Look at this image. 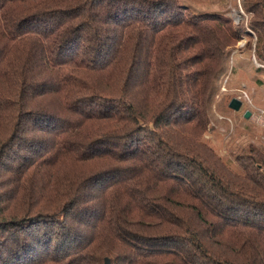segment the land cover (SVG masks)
<instances>
[{
	"label": "trees",
	"instance_id": "16d2710c",
	"mask_svg": "<svg viewBox=\"0 0 264 264\" xmlns=\"http://www.w3.org/2000/svg\"><path fill=\"white\" fill-rule=\"evenodd\" d=\"M243 32L178 0H0V264H264V150L237 173L201 142Z\"/></svg>",
	"mask_w": 264,
	"mask_h": 264
},
{
	"label": "rangeland",
	"instance_id": "374dc122",
	"mask_svg": "<svg viewBox=\"0 0 264 264\" xmlns=\"http://www.w3.org/2000/svg\"><path fill=\"white\" fill-rule=\"evenodd\" d=\"M178 1L198 14L228 19L244 31L232 45L227 75L215 97L209 126L201 138L230 169L241 173L237 158L248 156L253 148L264 150V62L261 60L264 59V35L262 41L258 39L259 31L264 28V8L251 9L256 0ZM232 99L242 103L237 112L229 109ZM245 112L250 113L249 119H244Z\"/></svg>",
	"mask_w": 264,
	"mask_h": 264
},
{
	"label": "water",
	"instance_id": "95a60500",
	"mask_svg": "<svg viewBox=\"0 0 264 264\" xmlns=\"http://www.w3.org/2000/svg\"><path fill=\"white\" fill-rule=\"evenodd\" d=\"M241 105H242L241 101H239L237 99H232L228 106H229V109L237 112V111L240 110ZM243 117H244V119H249L250 113L249 112H245ZM103 264H111L110 259L108 257H105L103 259Z\"/></svg>",
	"mask_w": 264,
	"mask_h": 264
}]
</instances>
